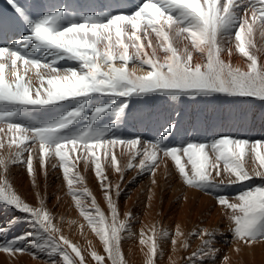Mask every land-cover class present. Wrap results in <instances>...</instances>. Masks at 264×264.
Listing matches in <instances>:
<instances>
[{
	"label": "snow or ice",
	"instance_id": "6c2138e0",
	"mask_svg": "<svg viewBox=\"0 0 264 264\" xmlns=\"http://www.w3.org/2000/svg\"><path fill=\"white\" fill-rule=\"evenodd\" d=\"M8 3L13 13L0 14V149L8 152L0 158V205L23 214L13 220L27 222L32 231L6 240L0 244V252L12 256L34 247L47 254V264H88L81 249L59 234L43 199L39 207L31 206L9 179V165H25L34 186L38 170L43 169L46 175L49 166L60 167L73 199L80 206L75 185L82 186L84 177L75 169L77 162L83 160L85 167L89 162L94 164L95 176L112 213L109 222L95 199L91 202L95 214L81 210L106 254L92 251L91 257L96 264L109 261L127 264L120 251L121 232L126 230L127 221L118 220L112 186L98 155V150L104 149L106 165L115 166L122 173L112 151L116 146H127L130 150L128 168L138 167L153 177L165 158L170 157L179 179L191 188L215 196L232 222L231 230L239 244L264 243V183L236 197L220 194L223 188L252 179L245 167L246 156L252 165L258 162L264 168V141L220 136L211 142L189 139L173 146L165 141L170 136L175 138L178 119H168L162 130H157L158 139L143 142L144 132L120 136L114 131L125 118L126 110L127 115H133L128 99L117 104L121 97H134L145 104V98L155 96L170 101L218 96L264 101V60L249 51L255 48L254 32L264 36V0H143L127 14L114 10L107 15L79 18L70 17L63 6L52 7L44 0H23V3L8 0ZM153 33L166 54L163 62L153 47L150 38ZM145 40L151 54L145 51ZM233 44L247 59L246 71L222 59L223 54L232 55ZM130 48L135 49L133 56L129 55ZM192 49L201 54L202 64L193 63ZM64 60L76 64L59 66ZM116 61H120L119 67ZM130 61L134 62L131 71ZM145 65L149 67L146 74L135 75L136 67L143 70ZM6 69L14 74V81L6 79ZM30 69L36 70L40 84L35 90L31 80H25ZM93 94L110 100L93 108L88 115L85 109ZM71 100L76 101L75 106L64 103ZM105 114H111L114 120L101 127L97 121ZM134 119L148 130L159 121V114L141 111ZM81 120L87 122L86 126L73 127ZM77 152L80 154L73 155ZM137 157L138 163L133 164ZM34 158L38 168H34ZM255 175L264 178V171H255ZM230 199L237 202H229ZM10 230L7 226L0 227V235ZM161 235L168 237L169 233L164 231ZM182 235L179 230L175 232L176 238ZM194 235L203 241L202 246L187 256L184 264H205L218 251L212 247L215 233L204 229ZM140 236L139 243L148 246L146 264H157L162 245L155 230L147 239L144 232ZM171 243L175 246L177 239ZM183 247L188 249L189 244L184 242Z\"/></svg>",
	"mask_w": 264,
	"mask_h": 264
},
{
	"label": "bare ground",
	"instance_id": "6f19581e",
	"mask_svg": "<svg viewBox=\"0 0 264 264\" xmlns=\"http://www.w3.org/2000/svg\"><path fill=\"white\" fill-rule=\"evenodd\" d=\"M0 2L11 8L8 0H0ZM21 2L23 3V0ZM44 2L52 7L63 6L70 17L79 18L93 14L107 15L114 10L127 14L128 11L134 10L137 5L141 4L143 0H44ZM150 38L153 41V47L156 48L157 58L163 62V57L166 54L159 48L154 33ZM252 42L255 48H249V51L256 52L258 59L264 60V36H261L259 32H254ZM184 43H188L190 46L189 41ZM145 51L149 54L152 52V49L147 47V40H145ZM192 51L193 63L202 64L204 61L201 54L194 49ZM134 53L135 49L130 48L129 55L133 56ZM222 59L242 71L247 70V59L235 49L234 44L232 55L223 54ZM135 63L138 64V62ZM75 64V61L68 60L59 62V66ZM116 65L119 67L120 61H116ZM133 66L134 62L130 61L128 64L130 71ZM148 70L147 65L143 67V70L136 67L135 75L143 76ZM35 72V69H30L25 77L26 81L31 80L33 90L40 87ZM21 74H23V68H21ZM5 77L9 82L15 80L14 74L7 69ZM125 99L129 100V106L133 105L132 109L138 110L137 113L145 111L159 114V121L146 130L134 118L127 119L125 117L121 120L119 127L114 130L120 136L144 132L142 142L153 137L158 139L157 130H162V125L168 119H178V131L175 138L170 136L165 141L173 146L189 139L211 142L220 136L237 137L247 139L250 142L264 141V101L254 98L225 96L196 98L195 100L182 97L185 102L183 105L176 101L166 103L161 101L164 100V97L155 96L145 98L147 99L146 104H140L134 97H121L117 104ZM109 100V97L93 94L85 109L86 113L91 115L93 108L107 103ZM64 103L75 106L76 101L71 100ZM178 113L179 116H177ZM111 118L114 120L111 114H105L98 119L97 124L101 127L107 126V122L110 124L113 122L110 121ZM86 123V121L81 120L73 127L83 128ZM112 151L117 155L122 173L117 172L115 166L106 165L104 149H99L98 155L104 173L108 177L107 182L112 186L111 194L117 207L118 220L127 221L126 230L121 232L120 241V250L127 264H146L148 246L139 243L140 233L144 232V238L147 239L153 234V230L156 232L158 243L162 245L158 253L157 264H184L185 258L192 252L198 251L202 246L203 241L196 238L194 233L204 229L215 233L212 247L218 250L205 261V264H224L226 258L227 264H264V243L251 246L239 244L231 230L232 222L226 216L225 209L217 204L215 196L191 188L179 179L174 161L170 157L165 158V163L155 170L156 174L153 177L147 171L141 172L138 167L131 169L127 167L130 157V150L127 146H116ZM131 151H135V149ZM79 154L77 152L73 155ZM7 155L6 149H0V158ZM27 155L28 153H25V156ZM33 155L35 157V153ZM160 155L162 156V154ZM139 159L140 157H137L132 163L137 164ZM245 160V167L252 179L223 188L220 194L230 198L236 197L239 193L264 183V178L255 175V171H264V168H260L258 162L255 166L252 165L248 162L247 156ZM33 164L34 168L39 167L35 158ZM9 167V179L18 194L33 207H39V201L42 198L46 209L54 218V226L60 230L59 234L68 238L81 249L88 264H96L91 257L92 251L106 255L99 237L92 231L87 220L81 214L82 209L85 212L95 214L91 203L95 199L96 205L104 213L105 219L111 221L112 213L108 207L105 193L95 176L94 164L89 162L88 166L85 167L83 160L77 162L75 171L84 177L82 186L75 185L77 195L81 200L80 206H77L76 200L73 199L69 191L62 168L52 169L49 166L46 175L43 169L38 170L35 173L34 186L33 177L27 172L25 165L17 164L9 165ZM221 169H223L222 162ZM117 185H119V189L116 188ZM85 189H87L86 192ZM229 202L237 201L230 199ZM22 215L15 209L0 205V227L7 226L11 229L6 235H0V244L25 232L32 231L27 222L13 220V217ZM9 221H12V224H9ZM177 230L183 233L179 238L175 237ZM164 231L169 233L168 237L161 235ZM172 239H177L175 246L171 243ZM204 239H208V237H204ZM184 242L189 244L188 249H184ZM238 248L239 251H237ZM54 259L62 260L61 257H54ZM4 260L7 261V264H47L48 256L34 247H29L28 252L17 253L12 256L0 252V261ZM108 264L111 262L109 261Z\"/></svg>",
	"mask_w": 264,
	"mask_h": 264
},
{
	"label": "rangeland",
	"instance_id": "374dc122",
	"mask_svg": "<svg viewBox=\"0 0 264 264\" xmlns=\"http://www.w3.org/2000/svg\"><path fill=\"white\" fill-rule=\"evenodd\" d=\"M161 101H165L166 103H168V102H173V101H170L168 98H166V97H164V100H161ZM176 102H180L181 104H185V102H184V100L182 99V98H180V101H176ZM131 104H132V102H131ZM141 104V103H140ZM129 108L130 109H132L133 108V105H131V106H129ZM132 111V114L133 115H131V116H129V115H127V110H126V115H125V117H127V119H130V118H134V116H135V114L137 113V109L135 108V109H132L131 110ZM147 111V110H146ZM110 121H113V119L111 118L110 119ZM108 125H110V122H107V126ZM225 190V189H224ZM229 190V189H228ZM213 196V195H212ZM121 251V250H120Z\"/></svg>",
	"mask_w": 264,
	"mask_h": 264
}]
</instances>
